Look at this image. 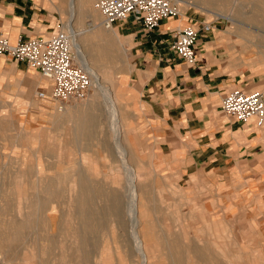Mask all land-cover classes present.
Returning <instances> with one entry per match:
<instances>
[{"label": "crops", "instance_id": "1", "mask_svg": "<svg viewBox=\"0 0 264 264\" xmlns=\"http://www.w3.org/2000/svg\"><path fill=\"white\" fill-rule=\"evenodd\" d=\"M69 15V0H0V36L13 45L47 38L61 24H69ZM189 23L200 28L202 20H165L150 34L132 20L118 23L123 34L134 36L135 69L127 86L132 90L131 103L141 133L162 169L186 180L189 191L199 183L208 191L207 197L217 199L223 216H247L255 229H262L264 124L255 120L237 123L222 113L221 106L233 89L256 91L252 87L264 88V82L235 69L217 23L210 33L200 35L195 65L178 58L170 51L169 34ZM47 87L37 69L0 55V111L12 112L1 117L17 120L19 127L28 123L35 127L33 131L45 128L48 133L47 129L57 125L51 120L49 127L45 114L56 111L38 97Z\"/></svg>", "mask_w": 264, "mask_h": 264}, {"label": "bare ground", "instance_id": "2", "mask_svg": "<svg viewBox=\"0 0 264 264\" xmlns=\"http://www.w3.org/2000/svg\"><path fill=\"white\" fill-rule=\"evenodd\" d=\"M175 1L184 6L201 7L198 0ZM200 1L206 5L205 8L201 7L206 13L228 20L230 29H240L237 20L233 18L234 14H229L232 13L229 10L226 12L227 5L233 0ZM240 1L251 6L249 16L247 14L244 17L264 26V0ZM90 2L69 0V29L73 34L77 61L90 73L95 92L90 103H86L87 106L74 104L58 112L60 117H56V122L59 125L72 123V142H80L93 138L96 128H105L108 124L105 119L107 116L110 130L104 133L106 138L102 149L108 152L114 164V173L104 174L100 180L101 175L92 164L85 166L84 160L88 156L71 164L75 170L71 167L67 171L60 168L53 175L38 161L35 196L29 197L20 192L17 197L25 201L29 198V201L22 200L18 204L5 202L0 205V251L7 255H20L25 244H29L32 249L25 256L30 263L38 257L36 264H186V261L190 264H224L218 258V244L213 236L200 241L201 231L197 232L194 228L191 234L186 231L162 236L154 233V224L147 218L145 194L140 186L141 176L130 162L132 154L125 151L121 144L123 131L119 130L123 126L122 119L126 118L125 103L121 95L111 96L103 90L106 76V79L110 76L117 78L121 73H131L135 69L127 55L134 37H124L115 28L106 29L100 22L99 12L90 7ZM211 6L223 9L215 13L208 8ZM238 10L236 8L234 13ZM82 16L88 18V23L80 29L76 27V22ZM225 38L220 35L224 42ZM258 42H254V45L261 48ZM246 47L243 46L244 51ZM227 51L231 54L229 60L233 64L239 61L233 48ZM260 61L255 60L252 64L258 66ZM33 135H39L38 131L33 132ZM63 163L69 164L65 159ZM20 164L25 165V159ZM19 173L24 177L27 175L23 170ZM110 224L113 234L115 229L119 231L117 240L115 235L112 237V246L107 242V236L103 238V243L99 241L100 234L107 231ZM160 248L165 251L158 256L156 251ZM28 254L33 259H29Z\"/></svg>", "mask_w": 264, "mask_h": 264}, {"label": "rangeland", "instance_id": "3", "mask_svg": "<svg viewBox=\"0 0 264 264\" xmlns=\"http://www.w3.org/2000/svg\"><path fill=\"white\" fill-rule=\"evenodd\" d=\"M90 1V7L94 8V1ZM236 1L233 0L232 3L230 2L227 5L226 12L228 13L229 10V12H232L229 14H234L233 18L236 19L237 23L240 25L238 26L240 27L238 31L229 28L230 22L228 20L219 19L213 14L206 13V11L201 8H205L206 5L200 0H198L197 3L201 7L184 6V4L179 3L178 5L180 6L184 18L192 17L207 22L216 21L220 26V35L226 37L224 45L226 53L230 57L231 54L228 53L227 50L228 48H233L236 55H238L239 61L233 64L235 65V69L247 71L251 77H257V79L263 80L264 82V26L248 21L244 15L249 13L251 6L247 2L240 0ZM208 8L215 13L223 9L222 7L212 6ZM236 8L239 10L234 13ZM249 14L247 16H249ZM98 15L100 16V22H102L103 17L100 13ZM85 17L86 16H82L79 20L80 23L79 21L76 22V27L80 29L86 27L88 18L86 17L85 19ZM66 20H68V18H66ZM120 25L121 24H116L114 28L124 37L128 36L119 30L118 26ZM227 31H232V33L227 34ZM133 39L128 47L127 55L131 63L134 64L135 57L132 53ZM94 41L97 42L96 39H94ZM254 42H258L261 48L256 47ZM244 45L247 46L245 48L246 51H244ZM260 52L262 54H260ZM258 59L261 60L258 62L259 65L254 66L252 64L253 61ZM129 75L130 72H125L121 73L117 78L110 76L106 79V76L104 78L106 82H104L105 85L103 86V90L105 89L104 91L111 96L114 94L121 95V99H123L125 103L124 116L126 118L122 119L123 126L121 127L122 129L120 128L119 130L121 132L123 131L122 137H120L121 144L124 150L126 149L125 151L132 154L130 162L133 168L139 171L141 176L140 179L142 180V184H140V186L145 194L148 209L147 218L152 220L154 224V233L162 236L163 234H178L186 231L188 234H191L194 228L197 232L201 231V233H199L201 234L200 241H204L206 237L210 239V236L215 238V243L218 244L216 248L218 251V258L224 264H230V262L231 264H264V224H262V229L257 230L254 227V222L250 221L247 216L236 215L231 218L223 216L222 212L218 209L217 199L215 200L213 197H207L208 191L200 186L199 183H196V187L193 188L192 191H189L187 189L188 185L186 180L183 181L179 175H176L170 169H162L161 165L158 164V160L155 159L150 145L141 133V125L138 124V116L135 114L137 110H134L132 107L130 95L132 90L127 86ZM252 88L264 93V88L257 86H253ZM94 92V90L91 92V95L86 101L71 103L68 106L74 104L87 106L90 100H92ZM10 113L12 112L0 111V205L5 202L18 204L23 200L17 197V194L20 192L27 194L29 197L35 196V170L38 161L42 162L49 173L53 175L57 173L60 168L66 171L69 170L70 167L72 168L71 164H73L74 161H79L83 156H88L87 159L84 160V162H86L85 166L92 164L96 171L100 173V180H102L104 174L112 175L114 173V164L108 152L102 149L104 145L103 140L106 138L104 133L107 134L106 130H110L109 118H107V116H105L107 121L104 119L106 123H108L106 124L107 128L103 121L105 128L103 126L96 128V134L93 138L87 141L81 140L80 142H72L74 138L72 123L57 124L56 121L58 117H60V115H57L58 112H47V115L45 114L46 120L49 121L47 122L49 127L51 120H54L53 122L54 124L56 123L55 125L57 126L52 127L53 129L55 128L54 131H51L53 129L50 128V130L47 129L48 133L46 134H44L46 131L45 128L42 129V127H39V130L36 128L42 135H40V133L39 135H33V132L37 130L33 131L35 127H29V125H26L28 123L19 127L17 125V120L1 117L2 114L8 115ZM31 122L35 121L32 120ZM136 127L139 128V134ZM113 140H110V142H113ZM42 147H45V149L42 150ZM23 159H25V165L20 164ZM64 159L70 165H64ZM72 169L75 170V168ZM20 170L26 171L27 175H25V177L24 175L22 176V174L19 173ZM27 201H29V198L22 202ZM259 220L261 223L264 222L263 218ZM111 227L112 225L110 224L107 231L101 233L99 237V241L102 243L104 242V237H109V241L107 242H109L110 246L114 244V239H112L113 235H115L114 237L117 240L116 235L119 232L115 229L113 234V230L111 231L110 229ZM180 227L185 230H182ZM23 249L22 254H15L14 256L10 254L7 255L0 251V264H36V259L38 257L33 259L28 254L29 259H33L30 263L25 256V253H29V250L31 251V246L25 244ZM164 251L165 250L160 248V250L156 251V254L161 256ZM223 255L226 256L224 257ZM189 261H191V259H189ZM49 263H51V259ZM186 264L190 263L186 261Z\"/></svg>", "mask_w": 264, "mask_h": 264}, {"label": "built area", "instance_id": "4", "mask_svg": "<svg viewBox=\"0 0 264 264\" xmlns=\"http://www.w3.org/2000/svg\"><path fill=\"white\" fill-rule=\"evenodd\" d=\"M94 9L103 17L106 29L118 23L132 20L145 33L156 31L165 20L184 17L175 0H93ZM216 21H202L200 28L189 23L170 32V51L186 64L198 61L197 42L202 33L212 31ZM73 34L69 24H61L50 37H35L11 44L7 37L0 36V55L12 56L16 61H25L48 82V87L38 97L53 105L56 112L63 111L71 103L86 101L94 89L90 73L78 63L73 49ZM222 113L235 122L247 124L255 120L264 124V94L248 92L242 88L230 91L222 100Z\"/></svg>", "mask_w": 264, "mask_h": 264}]
</instances>
